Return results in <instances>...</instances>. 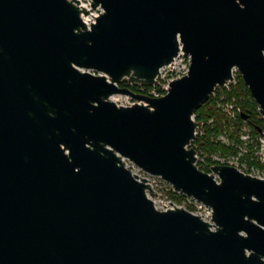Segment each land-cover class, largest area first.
I'll use <instances>...</instances> for the list:
<instances>
[{
    "label": "water",
    "instance_id": "water-1",
    "mask_svg": "<svg viewBox=\"0 0 264 264\" xmlns=\"http://www.w3.org/2000/svg\"><path fill=\"white\" fill-rule=\"evenodd\" d=\"M0 0V264H264V179L197 166L238 68L264 119V0ZM184 52L189 74L137 94ZM146 105L119 107L114 95ZM264 136V127L259 128ZM132 162L213 211L156 209Z\"/></svg>",
    "mask_w": 264,
    "mask_h": 264
},
{
    "label": "trees",
    "instance_id": "trees-1",
    "mask_svg": "<svg viewBox=\"0 0 264 264\" xmlns=\"http://www.w3.org/2000/svg\"><path fill=\"white\" fill-rule=\"evenodd\" d=\"M121 86L129 87L134 92L140 90L139 86L130 85L126 81ZM227 105L233 106L235 118H231L225 110ZM195 120L203 123L202 129L198 130L192 142V147L204 159V162L199 161L197 164L200 170L210 172L212 166L221 164L214 160V156L237 157L241 150L246 151L239 158L241 165L246 163L249 168L264 170V164L258 160L254 150L260 144L262 134L259 128L264 127V119L240 73H237L236 83L228 88L215 90L209 101L196 112ZM244 129H249L254 142L246 144L241 139ZM170 195L177 200L185 198L173 191Z\"/></svg>",
    "mask_w": 264,
    "mask_h": 264
},
{
    "label": "built area",
    "instance_id": "built-area-1",
    "mask_svg": "<svg viewBox=\"0 0 264 264\" xmlns=\"http://www.w3.org/2000/svg\"><path fill=\"white\" fill-rule=\"evenodd\" d=\"M79 2V7L82 9H86L90 11L88 15L82 14V20L85 23V25L88 27V29L91 28L93 24L96 23L97 18L103 13V9L101 7H98L96 10H92V3L93 0H77ZM190 66H191V58L187 56L184 52L180 51L178 56L174 59V61L168 65L165 66L160 70V73L157 77V83L151 87H145L142 85H137L139 86V92H136L137 94L145 95L151 98H160L165 96L169 89H170V84L172 81L176 79H180L186 75L189 74L190 71ZM169 70L170 78L166 79L163 76V72ZM237 73H240L238 68L233 69V80L230 81L226 87L228 88L231 84L236 83V76ZM225 87V88H226ZM111 100L115 102L119 107H132L136 104L139 105H146L144 101L137 100L131 96L128 95H114L111 97ZM225 110L228 112V114L231 116V118H235L236 112L233 110L232 105H227L225 107ZM198 133V132H197ZM241 139L247 143H252L254 142L252 139V136L249 132V129H244L242 134H241ZM260 144L256 145L254 150H255V155L257 156L258 160L264 164V136L260 137L259 139ZM246 151L241 150L238 154L237 157H221V156H214V159L220 162L222 165H230L231 163V158L233 160L238 161L240 157L245 154ZM126 165L132 166L133 167V174L138 175L139 177H145L150 180V183L152 185V188H155L158 186L157 180L161 181V178L158 177H153L144 171H142L139 167L135 166L132 162L129 160L125 159ZM240 163V160H239ZM238 163V164H239ZM245 165V164H242ZM231 166V165H230ZM238 168V167H237ZM239 169V168H238ZM242 171V170H241ZM250 174L253 176H256L258 178L264 179V170L257 169L255 167L249 168ZM243 172V171H242ZM164 181V180H163ZM165 182V181H164ZM174 192L176 194H181L176 192L172 186L169 190V192ZM153 192L156 193L155 190ZM152 193L148 192V196L154 201L156 209L159 211H168L172 210L175 208H185L186 210L190 211L191 213L200 216L204 221L213 224L212 222V217H213V211L205 206L203 203L195 200L192 197L185 196L184 199L182 200H177L173 198L170 194L164 196V195H156V198L151 197ZM183 195V194H182Z\"/></svg>",
    "mask_w": 264,
    "mask_h": 264
},
{
    "label": "rangeland",
    "instance_id": "rangeland-1",
    "mask_svg": "<svg viewBox=\"0 0 264 264\" xmlns=\"http://www.w3.org/2000/svg\"><path fill=\"white\" fill-rule=\"evenodd\" d=\"M170 74H171V73L169 72V70H166V71L163 72V76H164L166 79L170 78V77H169ZM197 155H198V154H197ZM214 160H215V159H214ZM199 161L204 162V159L201 158V157L198 155L197 164H198ZM216 161H217V160H216ZM230 161H231V163H230L231 166L238 167V168H239L240 170H242L244 173L250 174L249 167H248V165H247L246 163H245V165H241V163H239V160L236 161V160H233L232 158H231ZM238 163H239V164H238ZM217 165H222V164H217ZM157 182L159 183L158 186L155 187V188H153V190H155L156 193L152 191V192H151V193H152L151 197L156 198V195H157V194H158V196H159V195H164V194H166V193H167V195H169V194H170L169 190H170V188H171V185H170L169 183H167V182H164L163 180H161V181L157 180ZM164 196H166V195H164Z\"/></svg>",
    "mask_w": 264,
    "mask_h": 264
}]
</instances>
